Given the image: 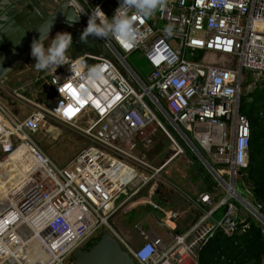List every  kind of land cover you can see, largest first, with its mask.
<instances>
[{
	"label": "built area",
	"instance_id": "2783aa9c",
	"mask_svg": "<svg viewBox=\"0 0 264 264\" xmlns=\"http://www.w3.org/2000/svg\"><path fill=\"white\" fill-rule=\"evenodd\" d=\"M119 2L72 0L71 7L85 29L93 9L100 7L111 18ZM167 24L174 25L171 37L163 32ZM136 26L142 40L131 51L115 39L89 36L109 57L96 44H83L80 58H66L65 65L49 70L43 80L59 97L55 109L39 107L19 120L0 103L5 157L0 164L26 145L37 165L15 196L0 200V264H74V253L92 246L104 231L136 264H200L201 251L218 232L229 237L246 232L236 204L264 233L262 207L237 191L239 173L249 166L252 131L242 106L253 83L245 85L249 77H264V0H166L164 9L139 18ZM136 53L152 70L148 79L130 61ZM93 66L101 69L95 80L88 78ZM50 120L89 142L64 168L34 139ZM160 133L170 143L171 156L156 168L144 150ZM188 153L226 197L216 202L210 193L200 195V220L183 235L168 233L169 242L141 224L135 227L139 242L117 232L110 221L130 204L149 205L167 216L153 203L162 188L159 178ZM121 195L127 198L116 207ZM222 208L223 218L216 219ZM154 220L159 228L168 227L164 218Z\"/></svg>",
	"mask_w": 264,
	"mask_h": 264
},
{
	"label": "water",
	"instance_id": "95a60500",
	"mask_svg": "<svg viewBox=\"0 0 264 264\" xmlns=\"http://www.w3.org/2000/svg\"><path fill=\"white\" fill-rule=\"evenodd\" d=\"M71 2L72 0H0V83L16 68L24 71L32 68V41L38 34L48 33L50 30L51 34L59 28L69 30L73 36L70 47V57L73 59L82 56L80 51L83 44H96L100 53L109 57L110 54L102 43L90 38L87 43L81 42L80 36L84 29L79 26V19L73 25L66 23L65 17L77 15ZM34 91L41 107L48 110L57 107L56 99L59 97L45 80L40 85L36 84ZM225 223H230V220L226 219ZM74 260V264H136L108 231H104L92 246L77 250Z\"/></svg>",
	"mask_w": 264,
	"mask_h": 264
},
{
	"label": "crops",
	"instance_id": "0c3cea01",
	"mask_svg": "<svg viewBox=\"0 0 264 264\" xmlns=\"http://www.w3.org/2000/svg\"><path fill=\"white\" fill-rule=\"evenodd\" d=\"M58 32H69V30L59 28L51 34V37L54 38ZM51 37H49L44 44L47 42L51 43ZM68 52L69 54L66 58L70 57V48L68 49ZM34 65L35 63L31 65L32 68H28V71H24L22 68H16L2 81V83H0V100L3 101L4 105L1 102L0 103L10 112V114L19 120H23L30 115V113L29 115H26L25 113L23 114L21 112L22 109L31 108L32 114L41 107L38 104L39 97L34 89L36 84L40 85V83L43 82L44 76L46 77L49 75V70L38 71ZM16 93H18V96L15 95ZM18 116L22 117V119ZM149 149L144 150V152L148 156L149 162L156 168L163 166L171 156L170 148L168 150ZM140 152L143 151L140 150ZM189 155L192 156L188 153L185 157L176 159L169 164L161 174L162 176L159 179L160 182H158L159 188L163 187L154 198H157L161 204H157L154 201L153 203L159 205V207L166 211V217L162 213L161 214L167 222L168 227L161 229L158 226H153L152 222H149L147 218H144L136 221L133 229L122 234L123 236L139 242L136 239L135 227L138 224H141L144 229L151 230L153 237H161L166 242H169L168 233L183 235L197 224L201 218V210L196 204V200L200 195L205 193L213 195L216 187L214 184L215 182L209 175L208 171L202 167L193 156L191 158ZM192 168H196L202 173L201 180H198L197 182L187 181L188 173ZM161 180H163V183H161ZM186 191L192 195H190V197L187 196L185 194ZM214 198L216 200L219 196L214 195ZM138 206H140L139 203H134L123 209L121 208L114 217H116L121 211H132Z\"/></svg>",
	"mask_w": 264,
	"mask_h": 264
},
{
	"label": "trees",
	"instance_id": "16d2710c",
	"mask_svg": "<svg viewBox=\"0 0 264 264\" xmlns=\"http://www.w3.org/2000/svg\"><path fill=\"white\" fill-rule=\"evenodd\" d=\"M246 87L253 83L255 88L248 91L243 98L242 113L251 123V142L249 166L239 173L241 181L250 201L255 206H261L264 211V77L254 82L251 77ZM224 214L225 208H222ZM248 215V214H247ZM244 224L240 229L243 234L232 237L218 232L201 251L200 264H263L264 233L258 223L251 217H242Z\"/></svg>",
	"mask_w": 264,
	"mask_h": 264
},
{
	"label": "clouds",
	"instance_id": "9594fccd",
	"mask_svg": "<svg viewBox=\"0 0 264 264\" xmlns=\"http://www.w3.org/2000/svg\"><path fill=\"white\" fill-rule=\"evenodd\" d=\"M165 7L166 0H120L119 7L111 18H108L100 7H96L89 16L87 27L82 32L80 40L87 43L89 36L104 40L115 39L122 47L131 51L142 40V34L136 26L139 18H151L157 10ZM79 17V15L65 17L66 23L73 25ZM173 30L174 25L167 24L163 32L171 37ZM49 36L51 37V30L48 33H40L31 44V56L35 60L34 66L38 71L50 70L53 67L57 70L61 65H65L66 53L73 44L71 33L58 32L54 38L51 37V43L45 47L44 40ZM100 75L99 66L88 69L89 79H98ZM69 91L72 95H76L71 87ZM71 113L72 109H69V114ZM216 202H219V199Z\"/></svg>",
	"mask_w": 264,
	"mask_h": 264
},
{
	"label": "rangeland",
	"instance_id": "374dc122",
	"mask_svg": "<svg viewBox=\"0 0 264 264\" xmlns=\"http://www.w3.org/2000/svg\"><path fill=\"white\" fill-rule=\"evenodd\" d=\"M49 44L50 43L47 42L45 46H48ZM68 54L69 52L67 51L66 57L68 56ZM130 61L137 72L142 76V78L148 79L150 77L152 70L149 68L148 62L146 61L145 57L142 56V54H133L130 57ZM262 79H259L257 77L256 79H253V81L258 82ZM254 88L255 86L253 84L249 92L253 91ZM0 102L4 105L3 101L0 100ZM21 112L23 114L25 113L26 115H29V113L31 114L32 109L25 108L22 109ZM18 117L22 119V117ZM34 139L39 143L45 154H47L49 158H51V160L61 168L68 166L73 161L76 155H78L82 150L89 146V142L86 139L78 137L70 127L55 120H50L49 122L42 124L41 128L35 134ZM152 148L153 150H168L170 148V143L160 133L155 137V142L149 150H152ZM190 157L192 158V156ZM4 158L5 157L0 154V163L4 160ZM201 176L202 173H200V171H198L196 168H192L188 173L187 181L197 182L198 180H201ZM162 181L163 180H161V183H163ZM214 184L216 190L213 193V197L214 195L219 196L218 199L220 201L221 199L226 197L227 192L226 190L220 188V186H218L216 183ZM237 191L242 197H244L245 199H249V196L247 195L241 181H237ZM185 194L189 197L190 195H192L187 191L185 192ZM126 198V195L119 196L115 201V206L118 207ZM218 199H216V201H218ZM153 201L157 204H161V202L157 198H154ZM232 201L235 202V200ZM236 205L238 207V215L240 216V218L242 217L243 219V217H247L248 215L246 214L244 207L240 204ZM224 211V209L220 210L216 214V219L221 220L224 216ZM144 218H147L149 222H152L153 226H157L154 218H156L157 220H161L163 216L160 212L154 210L153 207L149 205H140L132 211H121L110 221V224L116 229L117 232H119L120 234H124L133 229L136 221Z\"/></svg>",
	"mask_w": 264,
	"mask_h": 264
},
{
	"label": "bare ground",
	"instance_id": "6f19581e",
	"mask_svg": "<svg viewBox=\"0 0 264 264\" xmlns=\"http://www.w3.org/2000/svg\"><path fill=\"white\" fill-rule=\"evenodd\" d=\"M16 166L17 169L12 167ZM36 161L26 145L21 146L8 162L0 164V200L15 196L17 186L36 169Z\"/></svg>",
	"mask_w": 264,
	"mask_h": 264
},
{
	"label": "flooded vegetation",
	"instance_id": "af4514ba",
	"mask_svg": "<svg viewBox=\"0 0 264 264\" xmlns=\"http://www.w3.org/2000/svg\"><path fill=\"white\" fill-rule=\"evenodd\" d=\"M35 63V60L34 59H32V61H31V64L33 65Z\"/></svg>",
	"mask_w": 264,
	"mask_h": 264
},
{
	"label": "snow or ice",
	"instance_id": "6c2138e0",
	"mask_svg": "<svg viewBox=\"0 0 264 264\" xmlns=\"http://www.w3.org/2000/svg\"><path fill=\"white\" fill-rule=\"evenodd\" d=\"M71 86H69V88H70Z\"/></svg>",
	"mask_w": 264,
	"mask_h": 264
}]
</instances>
